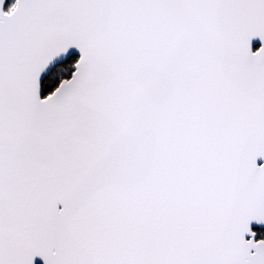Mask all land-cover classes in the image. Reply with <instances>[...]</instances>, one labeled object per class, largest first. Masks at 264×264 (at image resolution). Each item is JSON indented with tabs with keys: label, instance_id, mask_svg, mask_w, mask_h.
<instances>
[{
	"label": "snow or ice",
	"instance_id": "snow-or-ice-1",
	"mask_svg": "<svg viewBox=\"0 0 264 264\" xmlns=\"http://www.w3.org/2000/svg\"><path fill=\"white\" fill-rule=\"evenodd\" d=\"M0 264H264V0H0Z\"/></svg>",
	"mask_w": 264,
	"mask_h": 264
}]
</instances>
